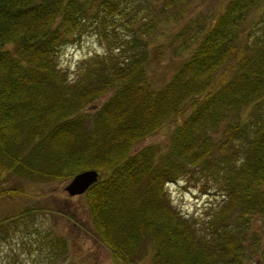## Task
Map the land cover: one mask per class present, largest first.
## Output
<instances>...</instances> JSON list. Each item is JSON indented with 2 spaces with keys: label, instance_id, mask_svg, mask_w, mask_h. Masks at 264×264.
Here are the masks:
<instances>
[{
  "label": "trees",
  "instance_id": "1",
  "mask_svg": "<svg viewBox=\"0 0 264 264\" xmlns=\"http://www.w3.org/2000/svg\"><path fill=\"white\" fill-rule=\"evenodd\" d=\"M196 1L0 0V175L48 182L96 169L82 195L115 264H251L262 243L251 222L264 227V0L190 18ZM162 34L156 54L169 45L176 61L158 82L150 43ZM85 35L105 50L71 73L59 52ZM174 120L164 146L133 150ZM180 179L218 199L184 214L166 187ZM25 245L52 264L68 246L45 231ZM260 255L255 264L264 243Z\"/></svg>",
  "mask_w": 264,
  "mask_h": 264
},
{
  "label": "rangeland",
  "instance_id": "2",
  "mask_svg": "<svg viewBox=\"0 0 264 264\" xmlns=\"http://www.w3.org/2000/svg\"><path fill=\"white\" fill-rule=\"evenodd\" d=\"M222 1L225 0H197L192 10L188 11L189 17H199L200 13L211 14ZM187 21V19L183 20L185 23ZM157 37V40L150 43L151 54L155 55L154 60L150 61V66L156 73L157 81L161 82L170 75L176 59L171 58L172 47L166 44L162 54H156L158 49L155 45L164 40V34ZM104 50L105 46L95 36L85 35L79 43L64 46L58 58L60 65L73 73L82 59L97 53L102 54ZM106 97L107 94L96 98L85 109L100 105ZM179 120L180 118L177 121ZM177 121L166 124L156 133L136 142L133 150L147 144L164 146L169 141L170 133ZM68 180L40 182L11 175H0V217L14 211H21L30 205L36 207L35 213L30 218L26 216L23 220L0 227V264H50L52 261L50 257L44 256L47 262H41L36 257L37 251L28 252L25 245V243L30 245L35 234L42 235L43 231L65 237L68 246L63 255L62 264H115L109 249L93 234V228L88 222L85 197L83 195L69 196L64 190ZM202 182L203 180L198 182L190 180L188 183L180 179L176 183L166 185L173 204L179 211L196 216L195 214L203 211L208 203L218 199L199 188ZM6 187H15L21 193H17L14 197L7 196L2 192ZM251 223V229L260 235L262 242L259 250L251 256L250 262L255 264V261L261 258L260 249L264 243V227L257 216L252 219ZM137 264H151V258L146 256Z\"/></svg>",
  "mask_w": 264,
  "mask_h": 264
},
{
  "label": "water",
  "instance_id": "3",
  "mask_svg": "<svg viewBox=\"0 0 264 264\" xmlns=\"http://www.w3.org/2000/svg\"><path fill=\"white\" fill-rule=\"evenodd\" d=\"M98 176L99 172L96 169L82 170L68 180L64 190L69 196L81 195L98 180Z\"/></svg>",
  "mask_w": 264,
  "mask_h": 264
}]
</instances>
